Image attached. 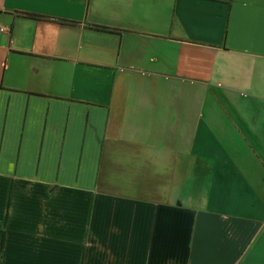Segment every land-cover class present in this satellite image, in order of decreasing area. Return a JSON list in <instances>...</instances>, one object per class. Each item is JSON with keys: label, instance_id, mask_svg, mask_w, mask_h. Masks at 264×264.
<instances>
[{"label": "crops", "instance_id": "1", "mask_svg": "<svg viewBox=\"0 0 264 264\" xmlns=\"http://www.w3.org/2000/svg\"><path fill=\"white\" fill-rule=\"evenodd\" d=\"M0 264H264V0H0Z\"/></svg>", "mask_w": 264, "mask_h": 264}, {"label": "built area", "instance_id": "2", "mask_svg": "<svg viewBox=\"0 0 264 264\" xmlns=\"http://www.w3.org/2000/svg\"><path fill=\"white\" fill-rule=\"evenodd\" d=\"M0 32H2V29L0 28Z\"/></svg>", "mask_w": 264, "mask_h": 264}]
</instances>
